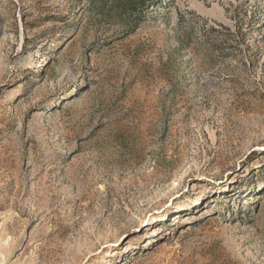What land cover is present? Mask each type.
<instances>
[{"label": "rangeland", "instance_id": "374dc122", "mask_svg": "<svg viewBox=\"0 0 264 264\" xmlns=\"http://www.w3.org/2000/svg\"><path fill=\"white\" fill-rule=\"evenodd\" d=\"M0 264H264V0H0Z\"/></svg>", "mask_w": 264, "mask_h": 264}, {"label": "trees", "instance_id": "16d2710c", "mask_svg": "<svg viewBox=\"0 0 264 264\" xmlns=\"http://www.w3.org/2000/svg\"><path fill=\"white\" fill-rule=\"evenodd\" d=\"M154 1H156V0H151V2H154Z\"/></svg>", "mask_w": 264, "mask_h": 264}]
</instances>
